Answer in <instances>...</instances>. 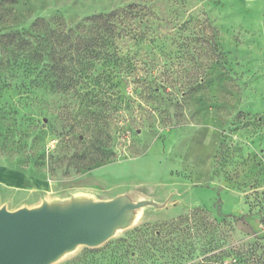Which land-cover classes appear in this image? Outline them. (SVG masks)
Segmentation results:
<instances>
[{
    "label": "rangeland",
    "instance_id": "374dc122",
    "mask_svg": "<svg viewBox=\"0 0 264 264\" xmlns=\"http://www.w3.org/2000/svg\"><path fill=\"white\" fill-rule=\"evenodd\" d=\"M17 1L23 19L59 13L76 22L135 1L154 5L160 17L178 9L181 22L203 19L206 74L178 94V105L169 106L165 96L150 112L152 99L131 97L132 85H121L123 105L129 100L144 121L140 131L109 145L81 142L65 123L83 102L64 93L47 98L54 115L2 121L0 170L48 187L27 190L0 180V207L123 194L163 204L141 209L130 227L100 246H78L53 264H236L247 252L264 264V0ZM211 34L219 46L212 57ZM157 44L178 48L171 36ZM171 61L178 67L183 60ZM171 78L186 81L188 73ZM107 149L113 154L106 159ZM95 157L104 162L90 166Z\"/></svg>",
    "mask_w": 264,
    "mask_h": 264
},
{
    "label": "trees",
    "instance_id": "16d2710c",
    "mask_svg": "<svg viewBox=\"0 0 264 264\" xmlns=\"http://www.w3.org/2000/svg\"><path fill=\"white\" fill-rule=\"evenodd\" d=\"M17 3L0 0V125L9 118L17 123L20 114L32 120L54 115L47 98L71 94L83 108L67 116L65 127L81 142L109 145L144 124L129 100L123 105V83L132 85L127 90L131 97L152 99L153 112L165 96L169 106L178 105V94L184 96L206 74L203 19L181 22L175 17L178 9L160 17L154 5L135 1L70 22L59 13L23 19ZM169 36L178 44L176 51L157 44ZM207 42L212 57L219 52L215 35ZM173 58L182 64L168 62ZM180 72L188 73L187 80L172 81ZM112 103L114 109L107 112ZM95 105L103 109L91 110ZM2 143L0 132V147ZM105 153L107 159L113 151ZM103 162L95 157L88 163ZM257 260L247 252L237 255L236 264Z\"/></svg>",
    "mask_w": 264,
    "mask_h": 264
},
{
    "label": "water",
    "instance_id": "95a60500",
    "mask_svg": "<svg viewBox=\"0 0 264 264\" xmlns=\"http://www.w3.org/2000/svg\"><path fill=\"white\" fill-rule=\"evenodd\" d=\"M147 206L163 204L123 194L107 200L43 201L15 210L3 205L0 264H53L78 246L98 247L118 230L130 227Z\"/></svg>",
    "mask_w": 264,
    "mask_h": 264
},
{
    "label": "crops",
    "instance_id": "0c3cea01",
    "mask_svg": "<svg viewBox=\"0 0 264 264\" xmlns=\"http://www.w3.org/2000/svg\"><path fill=\"white\" fill-rule=\"evenodd\" d=\"M0 180L7 185L22 187L27 190H44L48 187L46 182H39L22 172L5 168L0 170Z\"/></svg>",
    "mask_w": 264,
    "mask_h": 264
}]
</instances>
